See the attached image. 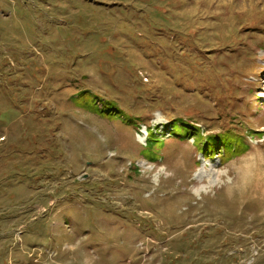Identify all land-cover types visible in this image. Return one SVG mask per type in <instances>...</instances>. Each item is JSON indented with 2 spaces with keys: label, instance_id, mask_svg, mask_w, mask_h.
Wrapping results in <instances>:
<instances>
[{
  "label": "rangeland",
  "instance_id": "374dc122",
  "mask_svg": "<svg viewBox=\"0 0 264 264\" xmlns=\"http://www.w3.org/2000/svg\"><path fill=\"white\" fill-rule=\"evenodd\" d=\"M243 22H264V0H0V264H77L86 253L97 264H264V179L241 186L205 170L193 195L196 163L234 157L205 155L192 139L164 152L172 125L152 127L162 109L148 124L123 114L122 127L106 105L130 115L145 100L142 79L157 75L196 91L197 47L227 39L222 62L244 67L233 86L264 106V37L241 33ZM180 94L164 98L172 111ZM253 112L235 124L247 150L264 148V107ZM199 127L203 144L222 134ZM144 159L174 176L153 189Z\"/></svg>",
  "mask_w": 264,
  "mask_h": 264
},
{
  "label": "trees",
  "instance_id": "16d2710c",
  "mask_svg": "<svg viewBox=\"0 0 264 264\" xmlns=\"http://www.w3.org/2000/svg\"><path fill=\"white\" fill-rule=\"evenodd\" d=\"M243 23L244 25H242L243 28L241 33H252L255 37H264V22L257 24V26L247 25L246 22ZM240 37L242 38V43H240L239 46H244L249 49L248 45H250L249 42H251V40L246 41L245 38L242 36ZM226 40L219 39L213 44L203 41L200 42V44L203 46L197 47L198 53L193 59L194 68L196 70L193 72L198 71V78L200 81L196 91L185 92L183 89L178 87L176 88L174 85L169 88L164 87L163 84L166 83V79L163 75H157L161 82L158 81L159 79L157 77L152 76L151 80L148 77L147 82H144L143 79L141 82L145 86L141 92V94H143L142 97H145L144 102L140 103L139 107L134 110L133 113L128 115L122 110L120 101H109L106 103V105L108 108L110 107V109H108L110 118H112V116H116L117 122L122 127L127 124L124 122H119L122 119L121 118L119 120V118L123 114L126 116V118L130 117L139 120L137 125L145 122L148 124L151 120L150 114L152 111L162 109V113L170 122V125H172L171 135L173 138V141L171 140L168 142H162L164 152L168 151V147L170 148L179 142H189L190 139L194 141V144L202 146L201 150L205 155L209 154L213 156L218 152H223V155L230 154L231 156L236 157L237 155L246 151L247 148L245 147L244 137L241 134L242 132L235 124L245 126V120L254 116V108L261 110L262 107L258 105L256 100L252 102V100L256 99V92L252 93L250 91L248 92V95H245V93L242 94L244 91L243 86H233L235 84H241L240 80L237 82L234 81L235 79L233 78V75L236 76L239 74L236 77L243 79L244 76H242V73L244 67L238 61L232 62L231 65H227L226 63L222 62L223 59L220 58V55L222 56L223 54H227L229 50L228 46L225 44ZM232 40L236 41L234 38H232ZM250 52H252V50ZM253 58L255 64L260 65L256 62L257 57L252 53V59ZM253 73L256 72L251 71L252 75ZM244 84H249L252 86V91L255 89V86L252 85V82H245ZM189 85L192 87L193 85L197 84L191 83ZM162 87L165 89V93L163 92ZM180 92L181 94L177 95L179 96V102L175 101L171 104L173 109L172 111L169 108L170 104L166 103L164 98L166 95L172 96L179 94ZM240 95H243L247 102L239 103L238 106L234 108L235 103H237V98ZM188 97H194L201 100V102L207 106L208 109L200 110L195 104H188ZM94 100L96 101V99ZM95 105L98 108V105ZM75 107L76 109L78 108L77 106ZM229 109H231V113ZM146 110H148V113ZM234 111L237 112L236 115H233ZM101 113L104 114L103 111H101ZM137 125L136 127H138ZM199 125H205L207 129L212 131L220 130V133L222 134L207 136L206 143L203 144L202 142L204 137L201 134L202 127H199ZM224 130L226 132H224ZM153 132L154 131H150V141L144 150L149 151L153 146L155 142ZM176 140L181 141L178 142ZM196 164L198 165V163ZM128 170L130 171V175L128 177L133 179V183L136 182V178L140 176L138 173L139 170L137 169L138 172L136 169ZM134 172H137V176L134 174Z\"/></svg>",
  "mask_w": 264,
  "mask_h": 264
},
{
  "label": "clouds",
  "instance_id": "9594fccd",
  "mask_svg": "<svg viewBox=\"0 0 264 264\" xmlns=\"http://www.w3.org/2000/svg\"><path fill=\"white\" fill-rule=\"evenodd\" d=\"M264 107V106H262ZM152 127L159 123L167 122L165 115L161 112H156L153 115ZM143 127V126H141ZM147 131V129H145ZM148 135L150 133L148 132ZM147 137L144 138L143 144L146 146ZM248 150L237 155L236 157L224 162L217 167L210 161H202L199 165H194L192 170V193L193 195H199L197 189L200 187L199 175L205 170L210 171H227L229 175L233 177V180L238 182L241 186H247L254 181L264 179V148L257 147L251 144L249 141ZM199 159V156L196 157ZM246 170V174H245ZM140 174L145 179L149 180L153 185V189L160 185L161 180H167L174 176V169H170L166 164H156L153 161L144 159L142 165H140ZM224 186V185H221ZM229 194L232 191V186L228 187ZM78 243V242H77ZM70 249L75 248V245L70 244ZM50 257L52 254H49ZM97 259L94 253L81 254L77 264H97Z\"/></svg>",
  "mask_w": 264,
  "mask_h": 264
}]
</instances>
